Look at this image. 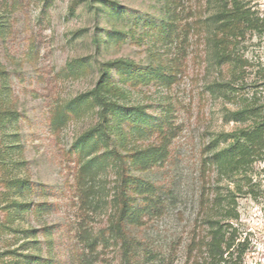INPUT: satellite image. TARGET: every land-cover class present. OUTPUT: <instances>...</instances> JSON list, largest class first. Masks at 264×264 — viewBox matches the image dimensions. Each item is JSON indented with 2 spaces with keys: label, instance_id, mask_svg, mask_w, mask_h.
<instances>
[{
  "label": "rangeland",
  "instance_id": "obj_1",
  "mask_svg": "<svg viewBox=\"0 0 264 264\" xmlns=\"http://www.w3.org/2000/svg\"><path fill=\"white\" fill-rule=\"evenodd\" d=\"M249 2L264 13V0ZM214 10L208 0H0V220L11 224L1 208L18 197L5 178H27L29 200L46 203L23 219L14 214L15 225L38 229L30 238L37 242L25 246L22 234L4 230L0 264L13 263L14 256L1 254L19 247L47 261L38 264H209L201 244L209 239L208 221L231 207L232 227L223 231L227 237L236 229L237 239L229 256L264 264V159L238 190L219 183L229 194L220 208L215 172L204 166L216 133L249 124L227 122L224 108L238 103L208 88L228 73L209 53L206 20ZM240 52L253 65L242 92L258 93L264 105V36H249ZM119 81L121 101L146 112L121 119L127 139L119 129L111 134V113L94 98L110 101ZM86 133L92 149L83 152ZM133 145L149 149V164L120 159ZM111 149L120 153L111 157ZM136 177L152 190L134 186L126 202L129 189L120 188L112 205L115 179L120 187ZM145 198L151 209L128 237L120 213L126 203L146 205ZM112 207L119 233L111 235Z\"/></svg>",
  "mask_w": 264,
  "mask_h": 264
},
{
  "label": "trees",
  "instance_id": "obj_2",
  "mask_svg": "<svg viewBox=\"0 0 264 264\" xmlns=\"http://www.w3.org/2000/svg\"><path fill=\"white\" fill-rule=\"evenodd\" d=\"M211 7H215V10L206 20L208 25V43L210 47L211 61L217 66L224 68L228 73L227 77L217 80L209 85L210 92L215 95L227 99L234 100L238 103L236 109L224 108L225 120L227 122L235 121L241 123H249L245 126L234 129L233 131H221L216 133L211 139L209 145H207L208 156L204 160V166L211 172H215L214 191L216 196L214 198L215 206L221 207L223 201V195H229L221 192L223 188L219 186V183L227 181L229 184L235 185L234 189L238 190L240 182L250 177L252 165L257 160L264 159V105L261 104L260 96L258 93H254L252 97H246L243 94V89L247 86V76L249 74V67L253 66L249 59L244 57L240 52L242 43L248 39L251 35H263L264 36V13H260L256 9H253L249 0H208ZM114 32L111 33V38L114 37ZM98 41V40H97ZM122 64H127V61H121ZM102 83L104 82L101 81ZM121 81L113 83L114 95L111 94V100L107 101L105 98L95 93L94 98L98 102H103L104 109L111 113V118L107 119L106 126L111 122V134L117 129L125 136L126 128H124V122L121 119L136 118L141 115H146V112L142 106H129L124 101H121L122 85ZM105 127V126H104ZM103 127V128H104ZM110 127H108L109 129ZM99 129V130H98ZM94 133L100 131L99 126L95 127ZM78 142L79 145H83L81 148L83 152L89 150L92 144H85L86 140L89 142L93 140L92 134H84ZM85 140V141H84ZM114 146L117 147L114 143ZM127 143L123 144V149H128ZM78 147V145L76 146ZM15 148V147H14ZM92 149V148H91ZM156 153V149H151ZM120 153L118 150H116ZM114 149H111V157L116 154ZM148 150L140 149L139 146L133 145L131 150H127L126 153L120 155V159L125 161L126 158L132 159L130 163L131 167L138 164L147 165L150 162L151 156L148 155ZM88 154V151L86 152ZM116 157L111 161H115ZM20 159V158H19ZM18 160V159H17ZM2 163L7 166V159L4 157L1 160ZM153 162V161H151ZM21 164V163H20ZM115 168V165H112ZM94 169V168H93ZM135 179V180H132ZM124 179L120 187H116L119 184L118 179H115L112 189L116 191L112 194L111 204L119 200L118 190L125 191V188L129 189L127 195L126 192H122L126 197V202L132 201V196L129 195L131 189L134 186L143 187L142 192L152 190L153 185L149 180L145 181L141 178ZM9 182L7 185L12 186L14 194H17L14 198L8 199L7 204L2 207V210H7V215H10L11 224L3 223L0 220V233L4 230H14V232L22 234L25 238L24 245L27 246L36 240L31 241V237L38 229L33 225L24 227L23 225H15L14 220L25 218L28 212L33 207H45L46 203L37 204L35 201L29 200L28 193L31 190L30 180L25 177H10L5 178V182ZM237 185V186H236ZM43 195V194H42ZM1 196H7L6 192ZM7 198H3L6 200ZM149 201L146 205L139 204L138 207H131L126 203L124 211L120 216V221L125 223V234L130 237V234L134 232L136 228H141L144 224L143 217L148 214L151 209L152 199L145 198ZM100 199H98L99 202ZM230 202V200H229ZM111 235L117 231L118 227H115L113 219L117 208H111ZM115 212V213H114ZM223 217L218 220L211 219L209 224V239L205 236L202 243L205 247V253L209 258V264H234L233 255L229 256L233 251L234 245H236V234L226 230L223 231V227H232L231 219L235 217L234 208L231 207L224 210ZM16 213V215H14ZM18 219V222L20 221ZM225 222V225H222ZM227 222V223H226ZM17 226V227H16ZM13 228V229H12ZM43 230L49 235L51 227L45 226ZM139 230V229H138ZM222 231V232H221ZM23 245V246H24ZM30 247V246H29ZM27 247V248H29ZM24 247L18 249H7L1 255L14 256V261L11 264H38L46 263L43 257L33 255L30 253H23ZM23 250V251H20ZM231 251V252H230ZM229 252L227 257L225 254ZM229 257V258H228ZM237 259V257H236ZM52 260V259H51ZM50 262V261H49ZM140 264V263H136ZM237 264V263H235Z\"/></svg>",
  "mask_w": 264,
  "mask_h": 264
}]
</instances>
